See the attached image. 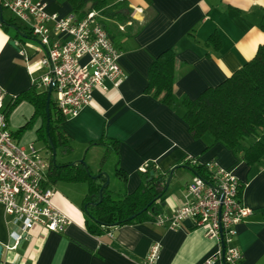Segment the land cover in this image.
Here are the masks:
<instances>
[{"label":"crops","instance_id":"crops-1","mask_svg":"<svg viewBox=\"0 0 264 264\" xmlns=\"http://www.w3.org/2000/svg\"><path fill=\"white\" fill-rule=\"evenodd\" d=\"M45 1L48 12L60 15L71 12L66 1ZM118 1L123 0H109ZM124 1L130 9L129 19L121 22L106 19V22L114 44L121 51L118 61L126 77L118 87L106 81L107 90L94 89L89 104L78 115L60 123L70 138L71 149L63 152L68 159L59 163L84 157L93 174L106 170L112 176L111 169L104 168L111 160L114 178L110 179L108 189L119 196L137 188L140 171L147 165L160 173L173 169L161 213L167 215L183 204L186 185L193 175L182 165L184 158L190 156L203 164L214 161L237 176L241 183L240 198L252 210L235 226L234 245L242 254L240 264H264V157L248 165L239 154L214 143L209 134L192 138L182 119L184 107L178 102L165 105L154 96L153 89H147L152 61L168 48L175 58L176 97L195 99L206 88L221 83L264 44V31L260 29L264 0ZM2 15L12 18L11 14L8 18ZM15 26L24 31L18 24ZM24 37L9 25L4 28L0 22V87L5 93V104L11 96L28 89L32 78L38 79L47 71L38 63L26 66L39 52L40 59L43 52L39 47L26 52L21 39ZM12 40L14 46L10 44ZM39 70L42 72L38 75ZM40 90L45 89L40 86ZM33 113V106L26 100L14 106L7 117L11 133ZM41 126L42 120L37 117L31 127L14 137L15 141L24 147L30 143L35 146ZM101 139L117 143L115 147L94 143ZM116 167L122 176L116 174ZM77 184L85 188H77ZM51 186L52 201L69 216L70 225L63 233L36 226L16 248L9 249L10 231L15 228L0 204V243L4 246L0 264H143L156 242L161 249L155 264H222L216 257L221 249L219 241L206 237L190 220L174 229L144 221L111 226L93 235L85 227L82 209L87 183L60 179Z\"/></svg>","mask_w":264,"mask_h":264},{"label":"built area","instance_id":"built-area-1","mask_svg":"<svg viewBox=\"0 0 264 264\" xmlns=\"http://www.w3.org/2000/svg\"><path fill=\"white\" fill-rule=\"evenodd\" d=\"M0 4L28 24L31 35L38 39V49L43 52L38 66L47 71L38 79L32 78V83L47 90L53 81L52 93L60 116L67 119L78 115L89 104L94 89L107 90L106 81L118 87L125 79L118 61L121 51L99 23L97 11L91 10L77 20L72 12H48L45 0H0ZM4 97L0 87V204L15 228L10 231L12 244L8 247L14 249L32 228L63 233L71 219L52 201L53 189L46 182L48 159L32 143L24 147L15 141L3 111ZM184 160L199 163L190 156ZM204 165L209 176L193 174L183 204L170 214L157 215L154 222L174 229L190 220L206 237L219 241L221 249L216 257L222 264H240L242 254L234 245L235 226L252 210L242 202L241 183L232 170L214 161ZM160 249L158 242L153 243L143 264H155Z\"/></svg>","mask_w":264,"mask_h":264},{"label":"trees","instance_id":"trees-1","mask_svg":"<svg viewBox=\"0 0 264 264\" xmlns=\"http://www.w3.org/2000/svg\"><path fill=\"white\" fill-rule=\"evenodd\" d=\"M58 1L68 2L77 20L84 18L91 10L97 11L98 21L113 44V36L106 19L119 22L129 19L130 9L124 0L115 3H110L109 0ZM0 10L3 13L4 8L1 4ZM0 22L4 28L10 24H17L13 17L6 19L3 15ZM260 29L264 31V18L260 22ZM22 32L25 36H32L30 30ZM114 46L118 48L115 44ZM175 69L173 51L171 48L165 49L149 67L147 89H153L154 96L165 105L171 106L178 102L184 107L182 119L187 124L192 138L199 139L209 134L213 137L214 143H220L228 150L239 154L240 159L246 164L253 165L260 161L264 157V44H260L254 56L239 69L218 85L203 90L195 99L187 96L176 97L173 92ZM46 91L40 90L37 82H33L28 89L11 96L9 102L4 103L3 110L8 117L13 107L23 100L34 108L32 117L13 132V137L20 136L31 127L37 117L41 118L42 126L38 130V138L45 144L49 161L46 182L52 184L63 179L69 182L87 183L82 209L86 217L85 227L93 235H99L111 226L154 222L164 207L165 184L170 172L160 173L154 166L147 165L143 171H140L141 182L132 193L119 196L111 192L107 186L102 189L99 200L104 177L93 179L89 167L87 172L82 164L53 162L50 141L55 149L61 147L65 152L71 147L70 138L60 128V123L65 118L58 114L52 92L49 100V116L46 115ZM94 143L115 147L117 142L112 139H101ZM182 165L188 167L193 174L209 176L210 172L204 164H192L183 160ZM116 174L119 176L123 174L119 167H116Z\"/></svg>","mask_w":264,"mask_h":264},{"label":"rangeland","instance_id":"rangeland-1","mask_svg":"<svg viewBox=\"0 0 264 264\" xmlns=\"http://www.w3.org/2000/svg\"><path fill=\"white\" fill-rule=\"evenodd\" d=\"M3 13H4V15H5L7 18L10 17V14H11V13H10L7 9H4V10H3ZM11 16L13 17L14 21H15V22H16V23H17V24H18V25H19L24 31H27V32H28V30H29V25H28V24H25L24 22H22V21L16 19L13 15H11ZM27 32H26V33H27ZM21 39H22V41L24 42V43H23V46H24L26 52L29 51V50H32V48L37 49V48L40 46V45H39V42H38V39L35 38V37H32V36H26V37L21 38ZM40 55H41V52L37 53L36 56H35L30 62H27L26 66H27V67H30V66H33V65L37 64L38 61H39V57H40ZM41 72H42V70H39V71H38V75L41 74ZM53 96H54V94L52 93V98H53ZM44 146H45V144H44L43 140H41V139H38V140L35 142V147H36V149L38 150V153H39L41 156L46 157L48 154H47V152H46L47 150H46V148H45ZM55 151H56L55 159H56V162H57V163H59V162H61V161H64L65 159H68V154L63 153V152H64V149H62L61 147H57V148L55 149ZM104 168L111 169L110 172H112V176H110V174H109L106 170H105V171L103 170V172H106V173L108 174V176H109V182H110V179L114 178V176H113V172H114V164L112 163L111 160H109V161H107V162L105 163ZM91 169H92V168H91ZM92 171L94 172V170H92ZM176 179H177V178H176ZM112 181H113V179H112ZM76 186H77V188H78V186H81L82 188L84 187V185H81V184H77ZM112 186H113V184H112ZM77 188H76V190L78 191ZM84 188H85V187H84Z\"/></svg>","mask_w":264,"mask_h":264},{"label":"water","instance_id":"water-1","mask_svg":"<svg viewBox=\"0 0 264 264\" xmlns=\"http://www.w3.org/2000/svg\"><path fill=\"white\" fill-rule=\"evenodd\" d=\"M0 19H2V10H0ZM9 26L13 30H15L16 33L19 36H21V37L25 36L15 25L10 24ZM10 44L12 46H14L15 45L14 40H12ZM52 85H53V81L50 82V84L48 85L47 91H46L47 92V97H46V115H47V117L49 116V100H50V97H51ZM50 147L52 148L53 162H56V159H55L56 151H55V147L51 144V141H50ZM71 164L72 165L82 164V165H84V168L87 170V172H89L88 165L86 164V162L84 160V157H81L78 160L72 161ZM172 175H173V169L170 170V173H169V175L167 177L166 184H165L166 187L168 186V184H169V182H170V180L172 178ZM101 176L105 178V181H104V183L102 184V186L100 188V192H99V198L100 199L99 200H101V195H102L101 191H102V189L109 185V176H108V174L106 172H103V171L92 175L93 179H97V178H99ZM3 253H4V246L0 243V263H1V260H2Z\"/></svg>","mask_w":264,"mask_h":264}]
</instances>
